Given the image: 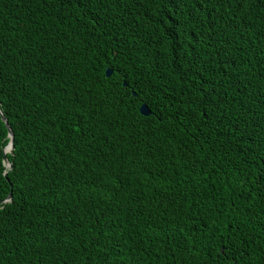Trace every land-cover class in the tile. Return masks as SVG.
<instances>
[{"label":"trees","instance_id":"16d2710c","mask_svg":"<svg viewBox=\"0 0 264 264\" xmlns=\"http://www.w3.org/2000/svg\"><path fill=\"white\" fill-rule=\"evenodd\" d=\"M0 113V264H264V0H0Z\"/></svg>","mask_w":264,"mask_h":264},{"label":"water","instance_id":"95a60500","mask_svg":"<svg viewBox=\"0 0 264 264\" xmlns=\"http://www.w3.org/2000/svg\"><path fill=\"white\" fill-rule=\"evenodd\" d=\"M110 72V68L109 67H106L104 69V73L105 74H108ZM123 83V82H122ZM138 111L141 115H147L149 113L148 109L146 108V106L144 105V103H141L138 107ZM0 117L2 119V121L4 122V125L7 129V136L9 137V141L8 143L5 145L3 151L4 152H7V151H11L13 149V133L12 131L10 130L7 122H6V119L4 118V116L0 113ZM1 162H2V165L9 168L10 167V163L8 161H6V159L4 158V156L1 157ZM10 196H11V193L8 192L7 193V196L5 198V200H9L10 199ZM219 251L221 252V248H219Z\"/></svg>","mask_w":264,"mask_h":264}]
</instances>
